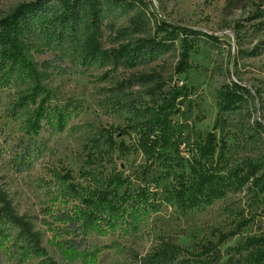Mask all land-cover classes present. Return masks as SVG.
I'll return each mask as SVG.
<instances>
[{"label": "trees", "instance_id": "1", "mask_svg": "<svg viewBox=\"0 0 264 264\" xmlns=\"http://www.w3.org/2000/svg\"><path fill=\"white\" fill-rule=\"evenodd\" d=\"M103 10V0H33L0 17V84L4 86L13 78L32 83L31 92L15 103L27 113L23 126L30 137L40 134L43 121L58 132L64 131L71 114L79 110L71 101L60 105L54 92L42 85L54 64L46 61L39 65L28 55L34 32L59 40L73 38L68 30H75L85 16L88 33L81 55L88 59L103 54L116 65L132 69L178 47L175 75H187L193 68L191 57L199 49L201 31L164 21L156 25L152 37L107 52L102 48ZM135 86L139 90L126 94L124 100L115 98L113 103L115 112L124 115L125 126L103 127L98 139L84 147L86 157L79 175L65 167L53 171L57 199L63 207L56 214L46 209L45 214L52 215L53 225L60 223L57 234L63 241L67 239L69 246L81 250L89 235L118 227L138 228L144 217L163 206L186 215L245 187L264 203V159L230 164L228 140L230 116L249 97L260 98L264 89L252 92L233 80L222 84L215 124L211 131L202 132L190 125L193 88L175 76L165 77L152 70L132 74L117 89ZM132 153H141L145 161L126 174L116 165L115 155ZM36 220L38 217L17 208L0 177V246L8 241L22 256L39 259L37 264H64L49 255ZM250 222L243 218L234 228L219 231L217 240L199 239L192 247L159 236L145 254L133 256L132 264H264V233L250 235L225 252L221 249Z\"/></svg>", "mask_w": 264, "mask_h": 264}, {"label": "rangeland", "instance_id": "2", "mask_svg": "<svg viewBox=\"0 0 264 264\" xmlns=\"http://www.w3.org/2000/svg\"><path fill=\"white\" fill-rule=\"evenodd\" d=\"M31 1L0 0V17ZM103 9L102 48L107 52L152 37L156 25L164 21L197 29L203 35L187 75H175L178 47L132 69L116 65L103 54L96 60L84 57L82 44L88 33L85 16L75 30H68L73 38H47L39 32L30 36L27 52L31 59L39 65L46 61L54 64L46 71L42 85L54 92L60 105L71 101L79 106L64 131L58 132L43 121L40 134L32 138L23 126L27 113L15 106L21 95L31 92L32 83L13 78L4 86L0 84L1 182L22 213L38 217L37 228L44 234L49 255L64 264H132L133 256L145 254L159 236L192 247L199 239L217 240L219 231H228L243 218H249V226L221 246L225 252L228 246H235L250 235L264 233V203L245 187L186 215L163 206L159 212L144 217L138 228L118 227L89 235L81 250L69 246L67 239L63 241L57 234L60 223L53 225L52 215L45 214L46 209L56 214L63 207L57 199L59 189L53 171L65 167L78 176L86 157L84 147L98 139L103 127L125 126L124 115L115 112L113 103L115 98L124 100L126 94L139 87L118 90L119 83L134 73L152 70L165 77L175 76L193 88L190 125L202 132L211 131L215 124L222 84L233 80L252 92L264 89V0H103ZM1 76L2 71L0 80ZM261 93L260 98L249 97L230 116L232 165L264 159V92ZM123 139L130 142L128 137ZM144 161L141 153L115 155L116 165L126 174ZM3 242L0 264L39 262L19 254L8 241Z\"/></svg>", "mask_w": 264, "mask_h": 264}]
</instances>
